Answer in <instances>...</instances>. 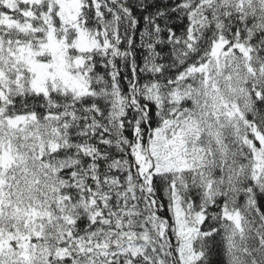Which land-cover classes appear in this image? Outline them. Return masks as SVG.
<instances>
[{"label":"snow or ice","instance_id":"6c2138e0","mask_svg":"<svg viewBox=\"0 0 264 264\" xmlns=\"http://www.w3.org/2000/svg\"><path fill=\"white\" fill-rule=\"evenodd\" d=\"M0 264H264V0H0Z\"/></svg>","mask_w":264,"mask_h":264}]
</instances>
